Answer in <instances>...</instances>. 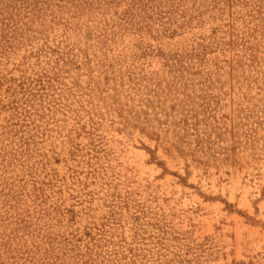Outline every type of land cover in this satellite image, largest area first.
<instances>
[{
	"label": "rangeland",
	"instance_id": "374dc122",
	"mask_svg": "<svg viewBox=\"0 0 264 264\" xmlns=\"http://www.w3.org/2000/svg\"><path fill=\"white\" fill-rule=\"evenodd\" d=\"M0 264H264V0H0Z\"/></svg>",
	"mask_w": 264,
	"mask_h": 264
}]
</instances>
